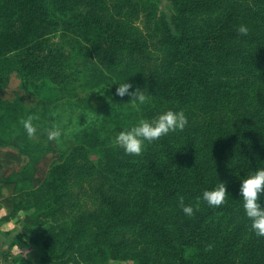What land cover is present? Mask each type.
<instances>
[{"label":"trees","instance_id":"obj_1","mask_svg":"<svg viewBox=\"0 0 264 264\" xmlns=\"http://www.w3.org/2000/svg\"><path fill=\"white\" fill-rule=\"evenodd\" d=\"M170 1L168 22L156 0H0L3 87L48 79L84 111L91 97L80 89L104 107L132 104L115 94L128 79L149 91L144 117L168 108L188 116L141 155L115 146L116 131L100 120V160L80 162L78 148L60 158L55 140L29 137L15 122L33 110L0 97V205L33 217L40 264H264L238 179L264 166V0ZM91 178L96 209L67 218L72 182ZM220 181L230 197L210 206L202 193Z\"/></svg>","mask_w":264,"mask_h":264},{"label":"rangeland","instance_id":"obj_2","mask_svg":"<svg viewBox=\"0 0 264 264\" xmlns=\"http://www.w3.org/2000/svg\"><path fill=\"white\" fill-rule=\"evenodd\" d=\"M159 13L166 15L167 21H171L172 3L170 0H156ZM141 32L148 36L151 32V26L139 23ZM58 37V36H57ZM55 38V37H54ZM55 41L58 39L55 38ZM152 44V42H151ZM154 44V43H153ZM152 57L157 58L162 54L161 49L157 45L151 47ZM154 55V56H153ZM0 85V97L5 101H20L26 109L33 110L30 114L35 115L38 119L33 121L37 126V133L33 136L35 139H41L42 142L51 141L47 137L46 129L42 124L48 126L57 125L65 130L64 134L53 139L57 142L58 156L65 159L70 156L75 148L80 149L78 157L80 162L85 160V156H89L91 161L98 163L100 160L104 133L102 132L100 120H106L108 125L116 132L110 135L114 140L116 134L123 130L126 126L138 122L141 116H144L143 110L133 109L130 105L123 107H104V102L92 96L94 90H88L86 93L80 89L81 97H91V101L87 104V108L83 111L80 108L81 102H75L74 99H66L62 101L63 94L59 91L60 87L48 80L43 79L35 82H29L27 88H22L16 77L6 87ZM101 88V87H100ZM95 89L99 91L101 89ZM101 92V91H100ZM70 100V101H69ZM13 119V123H14ZM9 122V121H8ZM21 124L20 122H15ZM16 127V126H15ZM20 129V128H19ZM24 132V130H21ZM102 146V147H101ZM83 148V150H82ZM95 180L91 178L87 180L74 179L72 182L71 194L73 197L71 206H68L67 218H74L82 213H87L96 209V200L93 194ZM21 203H24L20 199ZM35 220L27 211L18 212L11 215L10 212L0 205V223L3 224L2 231L6 235H11L8 246L16 247L15 254L9 251L4 255V259L12 257L15 262L17 256L31 259L34 264H40L42 251L38 244L37 229L34 227ZM18 224L23 228L20 230ZM5 226V228H3ZM6 245V247H7ZM109 264H137L135 260L129 258L113 259Z\"/></svg>","mask_w":264,"mask_h":264},{"label":"clouds","instance_id":"obj_3","mask_svg":"<svg viewBox=\"0 0 264 264\" xmlns=\"http://www.w3.org/2000/svg\"><path fill=\"white\" fill-rule=\"evenodd\" d=\"M238 31L243 35H247L249 28L247 25L241 24ZM117 84L115 94L120 97L130 96L131 107L137 111L140 110L141 105L150 99L147 88L142 90L139 86L134 87L128 79ZM100 94L103 95V90ZM106 99L111 100V97H106ZM35 119H38V117L29 114L21 120V124L29 137H33L37 133V126L33 123ZM187 124L188 116L183 109L168 108L159 111L152 117L141 116L138 122L119 131L114 137L113 143L115 146L122 148L126 154L141 155L146 144L157 141L170 132L183 130ZM46 132L48 139L53 140L61 137L65 130L60 126L53 125L47 128ZM238 179L241 181L240 197H242L245 215L251 221L250 227L257 236H264V205L260 201V194L264 193V166L257 167L249 174L238 177ZM228 197H230V193L227 190L226 183L220 181L214 188L204 190L201 199L210 206H219ZM180 203L186 215L191 216L194 214L193 205L185 204L183 197L180 198Z\"/></svg>","mask_w":264,"mask_h":264},{"label":"crops","instance_id":"obj_4","mask_svg":"<svg viewBox=\"0 0 264 264\" xmlns=\"http://www.w3.org/2000/svg\"><path fill=\"white\" fill-rule=\"evenodd\" d=\"M2 226L3 224L0 223V255H4L6 252H10L11 254H15L14 250L16 249V247H12V245L10 244L9 246L7 245L9 240L11 239V235H6L3 231H2ZM18 228L21 230L23 228L22 225L18 224L17 225ZM5 228V226L3 227ZM7 243V244H6ZM7 245V247H6ZM16 255V254H15ZM0 264H16L13 260V255L12 257H8L7 259L5 258L4 260L0 259Z\"/></svg>","mask_w":264,"mask_h":264}]
</instances>
